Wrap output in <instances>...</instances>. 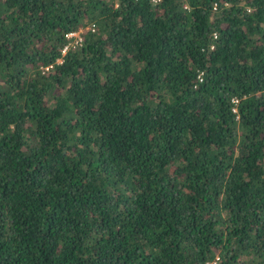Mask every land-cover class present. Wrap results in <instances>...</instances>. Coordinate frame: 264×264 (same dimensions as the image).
<instances>
[{
	"label": "trees",
	"instance_id": "trees-1",
	"mask_svg": "<svg viewBox=\"0 0 264 264\" xmlns=\"http://www.w3.org/2000/svg\"><path fill=\"white\" fill-rule=\"evenodd\" d=\"M212 262L264 264V0H0V264Z\"/></svg>",
	"mask_w": 264,
	"mask_h": 264
},
{
	"label": "built area",
	"instance_id": "built-area-1",
	"mask_svg": "<svg viewBox=\"0 0 264 264\" xmlns=\"http://www.w3.org/2000/svg\"><path fill=\"white\" fill-rule=\"evenodd\" d=\"M152 1H156V0H152ZM88 28L93 30V24L90 27H88ZM80 32H81V30H79L77 32H75V31L74 32H69L67 34V37L70 39V42L68 43L69 46H73V45L81 42V36L79 35ZM66 49H67V46H65L63 48L62 53H64L66 51ZM60 61H61V59L58 60V62H60ZM210 264H215V262H212Z\"/></svg>",
	"mask_w": 264,
	"mask_h": 264
}]
</instances>
